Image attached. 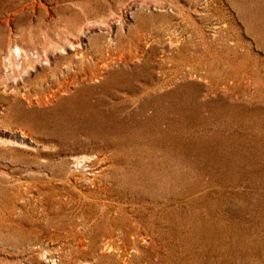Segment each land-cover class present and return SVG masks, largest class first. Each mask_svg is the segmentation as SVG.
Masks as SVG:
<instances>
[{
	"label": "rangeland",
	"instance_id": "374dc122",
	"mask_svg": "<svg viewBox=\"0 0 264 264\" xmlns=\"http://www.w3.org/2000/svg\"><path fill=\"white\" fill-rule=\"evenodd\" d=\"M14 42L0 264H264V0H0V70Z\"/></svg>",
	"mask_w": 264,
	"mask_h": 264
},
{
	"label": "bare ground",
	"instance_id": "6f19581e",
	"mask_svg": "<svg viewBox=\"0 0 264 264\" xmlns=\"http://www.w3.org/2000/svg\"><path fill=\"white\" fill-rule=\"evenodd\" d=\"M72 45L73 44L70 43V46L69 45L68 46L70 48H73L71 47ZM31 54L32 53L29 52V49L19 46L16 42L12 43L3 56L4 67L2 70H0V77L13 79L14 77L13 73L15 72V70L26 72L25 71L26 65L27 64L32 65L34 62H36V60L32 58ZM36 56L38 57V55H35V57ZM54 72L55 71L51 73V77L54 76ZM69 79L72 80L73 78L69 77ZM60 87H57L56 90H53V91L42 92V93L37 94L35 96V102L38 103L39 101H44L45 104H48L50 100L57 99V97L59 96ZM59 103L60 104L55 105L56 108L59 107V105L64 104L66 106H69L74 111H80V112L84 111V114L86 115H84L83 117L88 120L89 130L94 135L103 134L109 137H112V136L118 137L120 135L119 133L123 131L127 125V122H126L127 120H125L123 116L118 117L114 115V113L108 112L107 110L105 111L101 110V112H97L95 110V108L97 107L96 104H93L89 100V98H85L83 96L80 97V95L76 93L67 95L65 98H62L61 102ZM81 158L85 159L86 157H81Z\"/></svg>",
	"mask_w": 264,
	"mask_h": 264
}]
</instances>
